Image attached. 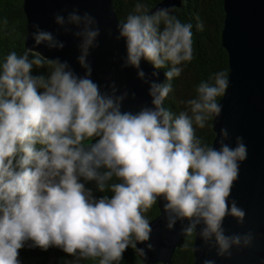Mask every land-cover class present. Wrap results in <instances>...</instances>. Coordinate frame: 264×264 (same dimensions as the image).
<instances>
[{"label": "clouds", "instance_id": "clouds-1", "mask_svg": "<svg viewBox=\"0 0 264 264\" xmlns=\"http://www.w3.org/2000/svg\"><path fill=\"white\" fill-rule=\"evenodd\" d=\"M54 20L65 33L77 29L72 34L79 40L76 60L84 75L68 61L32 49L22 55L12 51L0 63V264H21L25 246L58 248L73 257L71 264L89 259L115 264L129 248L146 257L138 248L152 249L145 214L161 200L167 227L186 221L182 235L195 233L205 245L214 239L218 257L230 256L233 247H249L250 232L226 235L223 228L228 216L240 224L245 219L229 198L247 146L242 137L235 147L225 143L227 128L217 134L219 148L196 133L221 115L217 98L229 87L227 73L201 81L186 111L174 116L164 107L171 81L193 59V25L168 8L149 13L143 3L118 23L116 39L126 49L122 67L135 69L149 85L151 106L132 112L122 110L127 91L118 95L113 82L110 92H102L91 78L88 57L100 35L96 19L73 10ZM33 27L34 47L64 49L51 32ZM196 29L203 30V23ZM142 62L151 65L155 78L170 65L164 81L150 82ZM46 64L47 75H33ZM89 182L111 195L97 198L86 187Z\"/></svg>", "mask_w": 264, "mask_h": 264}, {"label": "water", "instance_id": "water-1", "mask_svg": "<svg viewBox=\"0 0 264 264\" xmlns=\"http://www.w3.org/2000/svg\"><path fill=\"white\" fill-rule=\"evenodd\" d=\"M182 0H160L153 8L180 7ZM223 22L220 31L221 47L227 55V76L229 87L218 103L221 115L211 120L213 139L211 146L219 148V132L227 128L229 136L225 143L235 147L236 138L242 137L247 146V158L240 164L239 178L235 182L229 203L235 200L244 210L242 224L231 216L225 218L223 228L226 235L251 233L252 244L245 248L233 247L230 256L218 257L214 239L207 245L193 233V263L203 264L211 259L215 264H264V0H222ZM73 10L79 14L89 13L96 19L100 35L98 47L91 50L88 61L92 66V79L101 86L102 92H110L113 82L117 94L128 92L122 110L136 112L143 106H151L148 96L149 85L143 83L133 68H123L126 55L125 44L116 39L120 22L111 0H22V11L26 19L24 47L38 51L43 57L66 60L78 75H84L77 63L79 40L73 36L72 27L65 33L55 24L57 14L67 15ZM34 25L51 32L65 44L63 50H49L46 46L34 47L31 33ZM141 68L151 82H163L161 70L158 78L152 76L154 69L142 62ZM164 202L158 201V214L150 221L152 233L148 243L139 244L146 257L136 252L143 264H171L174 250L179 248L184 236L182 227L187 222L176 221L172 229L167 227L168 215L163 211ZM198 226L197 232L199 233Z\"/></svg>", "mask_w": 264, "mask_h": 264}, {"label": "trees", "instance_id": "trees-1", "mask_svg": "<svg viewBox=\"0 0 264 264\" xmlns=\"http://www.w3.org/2000/svg\"><path fill=\"white\" fill-rule=\"evenodd\" d=\"M115 6L117 18L120 21L126 20L130 13H133L137 3H143L149 13L160 2V0H111ZM172 14L183 23L193 25V59L190 63L183 65V72L179 77L174 78L171 83L173 91L164 101V107L174 116L181 111L187 110L186 101L195 98L196 87L201 81H210L217 71L227 73V55L221 47L220 31L223 22L222 0H182L180 7L172 8ZM203 23V30H197L196 24ZM26 19L22 11V0H0V63H3L7 55L15 51L22 55L27 51L24 47ZM32 58L31 53L29 54ZM170 65L163 69L166 72ZM47 64L44 68H34L33 75L50 72ZM165 77L163 78L164 81ZM220 97L217 98V101ZM197 136L211 146L213 132L211 120L204 129L197 128ZM86 141L85 143H90ZM111 183V182H110ZM87 188L92 189L93 194L99 198L101 195L111 193H100L96 191L94 182L86 184ZM158 214L157 205H154L145 215L151 220ZM193 234L184 236L179 248L174 250L171 264H192L193 263ZM187 245V246H185ZM31 258L35 264H67L73 257L65 254L58 248H50L42 251L39 248H30ZM79 264H98L97 260H82ZM115 264H143L134 249L129 248L124 254L123 259ZM160 264V263H156Z\"/></svg>", "mask_w": 264, "mask_h": 264}, {"label": "rangeland", "instance_id": "rangeland-1", "mask_svg": "<svg viewBox=\"0 0 264 264\" xmlns=\"http://www.w3.org/2000/svg\"><path fill=\"white\" fill-rule=\"evenodd\" d=\"M29 249L30 247L25 246V248L20 251L19 259L21 261V264H35V260L31 258L32 256L30 255V253H27L29 255H26V252L30 251ZM72 261L73 260L68 261L67 264H71Z\"/></svg>", "mask_w": 264, "mask_h": 264}, {"label": "flooded vegetation", "instance_id": "flooded-vegetation-1", "mask_svg": "<svg viewBox=\"0 0 264 264\" xmlns=\"http://www.w3.org/2000/svg\"><path fill=\"white\" fill-rule=\"evenodd\" d=\"M178 8V7H177Z\"/></svg>", "mask_w": 264, "mask_h": 264}]
</instances>
